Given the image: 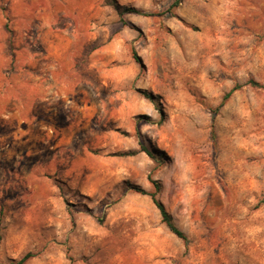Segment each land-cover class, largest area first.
<instances>
[{"label": "rangeland", "instance_id": "obj_1", "mask_svg": "<svg viewBox=\"0 0 264 264\" xmlns=\"http://www.w3.org/2000/svg\"><path fill=\"white\" fill-rule=\"evenodd\" d=\"M116 1L0 0V264H264V0Z\"/></svg>", "mask_w": 264, "mask_h": 264}, {"label": "trees", "instance_id": "obj_2", "mask_svg": "<svg viewBox=\"0 0 264 264\" xmlns=\"http://www.w3.org/2000/svg\"><path fill=\"white\" fill-rule=\"evenodd\" d=\"M180 4V0H175L174 3L172 4V8L178 7V5ZM107 5L111 6L112 8H114L121 16H124L125 14H137V15H145V16H149L152 15V13L147 12L143 9L137 8L135 6H127V5H121L119 4L116 0H107ZM133 25V24H131ZM6 27L8 28V30L12 33L13 30H11L10 28V24L9 21L6 24ZM133 27H135L133 25ZM134 57L135 59L140 62V57L138 56L136 50H134ZM249 83L253 86L259 87V86H263L260 82L252 79L249 81ZM239 88H241V85L237 84L235 85L229 92H227L225 94V96L223 97V101L221 102L220 106L217 107L214 110V113H216L220 107H222L224 105V103L226 102V100H228L235 91H237ZM144 95L147 98H150L152 100H154V95L148 92H145ZM142 151H145L146 153H148L150 156L155 157L154 153L147 147V146H142ZM132 154H135L137 152H131ZM152 183L155 186V188L157 190L160 189L161 185L159 184V182L157 180H153L152 179ZM133 189H135L136 191L142 192V193H148L145 190H143L142 188H140L139 186L133 185L132 187ZM151 195L154 203L156 204V206L158 207V209L160 210V213L162 215V220L163 222L167 225V227L178 237L184 239L186 242L188 240L187 235L185 234V232L183 230L180 229V227L177 225L174 216L172 215V213L167 209L165 203L158 197L157 192H151L148 193ZM34 256V254L32 252H29L27 254H25L20 260H18L17 262H13V264H25L30 258H32Z\"/></svg>", "mask_w": 264, "mask_h": 264}]
</instances>
